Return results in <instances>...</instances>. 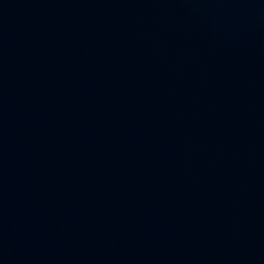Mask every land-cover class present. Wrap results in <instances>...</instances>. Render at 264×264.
Here are the masks:
<instances>
[{
	"label": "water",
	"instance_id": "water-1",
	"mask_svg": "<svg viewBox=\"0 0 264 264\" xmlns=\"http://www.w3.org/2000/svg\"><path fill=\"white\" fill-rule=\"evenodd\" d=\"M0 264H264V0H0Z\"/></svg>",
	"mask_w": 264,
	"mask_h": 264
}]
</instances>
